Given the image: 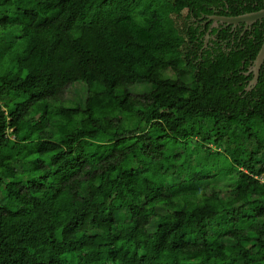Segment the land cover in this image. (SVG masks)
<instances>
[{
    "label": "trees",
    "instance_id": "obj_1",
    "mask_svg": "<svg viewBox=\"0 0 264 264\" xmlns=\"http://www.w3.org/2000/svg\"><path fill=\"white\" fill-rule=\"evenodd\" d=\"M262 8L0 0V264H264Z\"/></svg>",
    "mask_w": 264,
    "mask_h": 264
},
{
    "label": "water",
    "instance_id": "obj_2",
    "mask_svg": "<svg viewBox=\"0 0 264 264\" xmlns=\"http://www.w3.org/2000/svg\"><path fill=\"white\" fill-rule=\"evenodd\" d=\"M262 19H264V8L257 10V11L248 12V13H244L241 15H236V16H221V15L208 16V20H211L212 23L216 24L217 22H220L225 25L231 24L233 26H236L239 23L249 25L255 21L262 20ZM210 27H213V26L211 25ZM206 38H208V35L206 36ZM263 62H264V41L261 45V48L256 58L253 61V65L249 69V72H252L253 77L251 81L249 82L247 89H251L256 84L258 75H259V70Z\"/></svg>",
    "mask_w": 264,
    "mask_h": 264
},
{
    "label": "rangeland",
    "instance_id": "obj_3",
    "mask_svg": "<svg viewBox=\"0 0 264 264\" xmlns=\"http://www.w3.org/2000/svg\"><path fill=\"white\" fill-rule=\"evenodd\" d=\"M216 25L215 23L212 24V26ZM10 43H7V42H0V53L2 55V53L9 48V45ZM89 62V67L90 69H92L95 73L98 74V76L102 77L104 75V72H103V65L102 63L100 62L99 59L97 58H90L88 60ZM253 65V64H252ZM144 87V89L146 88V86L144 84H141V83H138V84H135L133 86L130 87V91L131 92H139L141 89H142V86ZM146 90V89H145ZM84 94L85 93V90L82 86H75L74 88L71 89L70 93H69V96H75L76 94Z\"/></svg>",
    "mask_w": 264,
    "mask_h": 264
},
{
    "label": "flooded vegetation",
    "instance_id": "obj_4",
    "mask_svg": "<svg viewBox=\"0 0 264 264\" xmlns=\"http://www.w3.org/2000/svg\"><path fill=\"white\" fill-rule=\"evenodd\" d=\"M211 23H210V25H209V27L213 24L212 23V21H210ZM222 23H220V22H217L216 23V26H213V27H218V26H220ZM223 25V24H222ZM245 25V24H244ZM245 27H248V25H245ZM208 32V31H207Z\"/></svg>",
    "mask_w": 264,
    "mask_h": 264
}]
</instances>
